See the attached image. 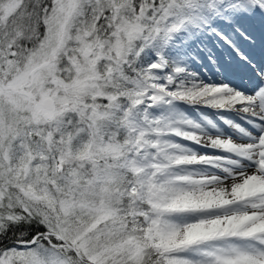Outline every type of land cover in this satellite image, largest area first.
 <instances>
[{"label": "snow or ice", "instance_id": "1", "mask_svg": "<svg viewBox=\"0 0 264 264\" xmlns=\"http://www.w3.org/2000/svg\"><path fill=\"white\" fill-rule=\"evenodd\" d=\"M0 264H264V0H0Z\"/></svg>", "mask_w": 264, "mask_h": 264}]
</instances>
